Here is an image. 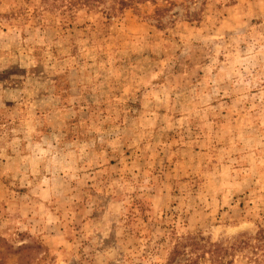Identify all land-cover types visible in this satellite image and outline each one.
Listing matches in <instances>:
<instances>
[{"label": "rangeland", "instance_id": "obj_1", "mask_svg": "<svg viewBox=\"0 0 264 264\" xmlns=\"http://www.w3.org/2000/svg\"><path fill=\"white\" fill-rule=\"evenodd\" d=\"M259 228L264 0H0V264H167Z\"/></svg>", "mask_w": 264, "mask_h": 264}, {"label": "trees", "instance_id": "obj_2", "mask_svg": "<svg viewBox=\"0 0 264 264\" xmlns=\"http://www.w3.org/2000/svg\"><path fill=\"white\" fill-rule=\"evenodd\" d=\"M147 0H42L46 6L58 8L61 12H74L79 9L100 11L107 17L118 14L124 8L133 7L139 2ZM154 4V13L160 15L165 9L173 6L175 0H150ZM255 236L248 232L244 234L222 238L218 242L207 243L203 237L188 234L172 249L167 264H196L205 259L206 253L211 264H230L235 256L241 255L251 258L259 247L264 244V229L259 228ZM251 238L256 242H251ZM190 248L186 249V245Z\"/></svg>", "mask_w": 264, "mask_h": 264}]
</instances>
